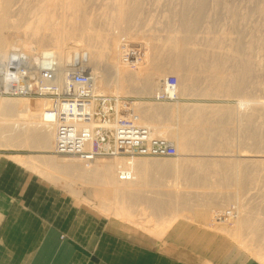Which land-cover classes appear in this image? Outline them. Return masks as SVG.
<instances>
[{
    "label": "bare ground",
    "instance_id": "6f19581e",
    "mask_svg": "<svg viewBox=\"0 0 264 264\" xmlns=\"http://www.w3.org/2000/svg\"><path fill=\"white\" fill-rule=\"evenodd\" d=\"M89 1L87 0L86 2H88V3L86 4L85 0H21V2H20V0L19 1L18 0H0V72H2L4 70V68H6L11 55H17V57L21 56V57L25 58V60L34 64V63H37V61L34 60V58H35L34 56L36 54L40 55V57H44V56H46V54L52 53L56 59L57 70H58L57 71V77H56L57 78L56 84L59 86H62V84L64 82V78L66 76V72H67V70H69L67 67L73 66L74 65L73 63H78L79 65L81 64L80 66H83L84 63L82 65V62L86 61L87 64H85V65H88L89 68L90 67L93 68V65L91 64V60L92 59L100 60L103 57V55H105V54H106V56H105L106 58L108 57L107 54L108 55L110 54V55H114L119 60L121 59V61H122V59L125 58V57H123L125 51H122V50L124 47H126V46H124L126 39L125 40L123 39V34H125L126 32H124V31L122 32V29L120 30L121 26L119 28V25L121 23L132 22V20L137 19L136 17H138L137 14H138L139 8L141 6L140 1L139 0H114V1L111 0L110 2L113 4L112 5L113 7L111 8L110 13L114 12L113 15H111L112 16L111 19L114 21L116 26L114 25L115 30L111 29L112 30L111 33L108 32L109 34H106L107 33L106 32L102 37L98 33V31L96 33L92 32L93 30L90 31L91 26H92L91 24H93V23H91L93 16L91 17L90 16L91 14L89 15V13H88L89 8L86 9V6L91 4L90 3L91 1L90 2ZM207 1L208 0H184V1L182 0V1H180V2H183V6L181 5L182 9H181L180 13L177 12L178 18L170 15L171 13L169 14V12L167 10L168 15L179 19V22H180L179 28H181L182 31L181 30L180 31L182 34L179 35V33L178 34L176 33L179 30L178 27L177 28L175 27V24H176L175 20L176 19L174 20L173 18L170 17L175 22V24L173 22L174 27H175V30H174V28H173V30L176 31V32H173V33H176L175 35H171L172 28L170 27V25L172 23H170V25H169V23L167 22L165 25L164 19L166 18L167 15L164 16L163 17V21H164L163 24L166 26V30H167L168 25H169V29L171 28V32L169 31L170 34L166 35L167 37L165 39L160 38V40H162V39H163V41L165 40V44L163 41H159V44L163 43L162 47H164L165 50L163 48L161 49L158 46V42H157L158 40L155 42H152L149 39L150 40L149 41L150 42L149 51H151V52L153 51V52L151 54H149L150 52L148 51L149 53L147 52V54H148L147 57L148 58H151V57H153V58L162 57L163 58L164 57L167 60L173 62L172 63L173 65L170 68H172L173 72L176 73L175 75H177V79H180L177 82H178V84L179 83L181 84V85L179 84V87L181 90L180 92H182V93H185V91L187 92L189 90L192 92L197 90V93L199 95H205V96L207 94L209 95V93L213 92V91L221 93V94H225L228 96L230 94H232V95L233 94H239L240 95V93L243 90L242 89L244 86L243 84L245 82V81L243 82V80L245 79L248 82L250 81V79L247 80L248 78L246 76H248L250 74V70L255 66V64L252 63V65H251V62H252L251 60H253V57H252L253 55L251 56L252 57L251 58V57H249L248 54L244 55L246 53L243 52L244 53L243 55L241 53V55L243 57L242 56L239 57L240 54H238V53L240 51L242 52V50H239V52H238V49H241L242 47H243V49L247 48V50L246 49L245 50L248 53V51H249L248 47L251 48L252 46H249L250 43H248V45L246 44L247 47L242 46L244 44L243 42H245V43H246V41L248 42V37H250L249 39H252L253 36H254V38L256 36L257 37L256 40H254V39L253 40H254V42L256 41V43H257L256 45H258V47L261 49L260 51H262L261 53H263V56H264V0H258L259 3H257L258 1L253 3L254 0L253 1L249 0V1H252L253 4L257 3L253 7L250 6V7H252V9H250L249 11L257 17V19L255 20V22L257 21L256 30L251 29L253 26L250 28V30H254V32L258 30L257 31L258 36L256 34L252 35L253 32L251 34L252 37L251 36L245 37V35H246L245 34L243 36L246 40L245 41L244 38H242L243 40L240 38V34L241 33H242V35L244 34L243 31L241 30V28H239L242 31V32L239 31L240 33H237L239 29L235 31V28H234L233 34H236V33H237V35L239 34L238 36H239L240 40L243 41L242 42L243 44L241 45L242 47H240V45H239V43L241 41L240 40L238 41V39H234L233 34L231 36L230 32L227 33V30L225 31L226 33L224 31L220 33V31H221V29H220V31H219L220 35L218 36L216 34L218 37H214V38L213 37L209 38V37L211 35L213 36V34H215L214 32L216 31V29L214 30L213 34L211 33V35H210V31H208L209 32L208 33L204 29L207 32L206 35L204 34V36H202L203 35L202 34L201 38L196 37L197 35L194 36L195 33L196 34L199 33V32H195V30H196L197 26L200 25L199 24L200 21H204L202 19V16L205 15V10H207L206 7H209L207 5ZM214 1H216V0H214ZM217 1H219V0H217ZM16 2L17 3L19 2L18 4L20 6L18 7V9L21 8L20 11L22 10L24 13L28 12L29 14L32 13L33 16L35 15V17L31 21H25L24 27L21 29V31L19 30V28H17L18 25H16V23L12 19H10L12 17L10 14H11L13 7L15 6ZM111 3H109L107 5L109 6ZM209 3H210V1H209ZM212 3H213V0H212ZM18 4H17V6H18ZM211 4H210V6H212ZM93 5H91V6L93 7ZM215 5H217V2H215ZM223 5H225V4H223ZM249 5H250V2H249ZM17 6H15V7L17 8ZM173 6H175V5H173ZM227 6L228 5L223 6L224 7L223 9H225V7H227ZM16 8L14 10H16ZM176 8H175V10H176ZM213 8L217 11L215 13H219V11H222L221 9H219V7H217L219 10H217L215 7H213ZM221 8H222V6H221ZM227 8L225 10L229 14ZM234 8H236V7H234ZM168 9H169V7H168ZM209 9H210V7H209ZM86 10H87V12H86ZM171 10H172V7H171ZM173 10H174V8H173ZM231 10L232 9H230V12L235 11L234 9H233V11H231ZM90 11H91V9H90ZM178 11H179V9H178ZM226 11H224V13H226ZM237 11L238 10H236L235 12H237ZM209 13H211V12H209ZM224 13H221V14H224ZM177 14H175V16H177ZM228 14H226V16H228ZM209 15L212 17L211 14H209ZM214 15H216V14L213 13V16ZM247 15H248V13H247ZM241 16H242V14H241ZM241 16H240V18H242ZM245 16L246 15H244V17ZM250 16H253V15H249L248 17H250ZM237 17H238V15H237ZM168 18L169 17H167V20H168ZM236 18H235V20H236ZM207 19L208 20L210 19L209 16ZM252 19H254V18H252ZM95 20H96V18H95ZM228 20L229 19H227V21ZM230 20H232L231 17H230ZM242 20H244V18ZM206 21L207 20L205 18L204 22H206ZM93 22H94V20H93ZM169 22H172V20H170ZM177 22H178V20H177ZM204 22H202V23L204 24ZM209 22H208V24H205L206 26L208 25L207 26L208 29H210ZM94 24H95V22H94ZM173 24H172V26H173ZM224 24H228V23H224ZM252 25L255 26L256 24L253 23ZM219 26H221V25H219ZM225 26L226 25H224V27ZM234 26H236V25L234 24L233 27ZM243 26H245V24L242 25V28H243ZM249 26H250V24H249ZM221 27H223V26H221ZM226 27L229 28L228 26H226ZM237 28H238V26H237ZM176 29H178V30H176ZM213 29L214 28L212 27V30ZM229 29L232 32V29L231 28H229ZM17 30H19V31H17ZM200 30L204 31L202 29H200ZM223 30H224V28H223ZM244 30H245V27H244ZM109 31H110V28H109ZM248 32H247V35L249 34ZM202 33H204V32H202ZM82 34L85 35L86 38L88 39V40L86 39L88 44H90L89 42L96 41V42H94V43H97L96 47L92 46V48L91 47L89 48V46L87 47V45H86L87 48L81 47L80 44L83 41V40L81 41V39H83V38H80V35H82ZM126 35L127 34H125V36ZM207 35H210V36H207ZM164 36H165V34H164ZM199 39H201L202 43L204 42L203 45H202V43H197V40H198V42L200 41ZM249 42H250V40H249ZM251 42L254 44L253 41H251ZM126 43H128V42H126ZM206 43H207V45H206ZM253 44H251V45H253ZM67 45H70V46H67ZM258 47H256V48H258ZM82 50H84V51H82ZM121 51L124 53H120ZM250 51L252 52L251 49H250ZM144 54H145V52H144ZM251 54H253V52ZM255 55H256V53H255ZM125 56L127 57V55H125ZM249 58H251V59H249ZM231 60H235V61L237 60L238 64L236 61L237 65H235V61H234V65L236 67V68H234L235 70L232 72L230 71L231 76H229L230 74L225 75L226 64L228 61L231 62ZM253 62L256 63V61H253ZM184 63L188 64L189 65L188 67H192L194 65H195L194 67H198L197 69H198V72L200 75L199 77L204 76V79L206 77V81H208V82H206L207 84L205 83L206 85L204 87H202V86L198 87V84H197L198 88H196L195 84L198 83V81H197L196 77H193L194 75L191 77L188 76L189 77L188 78V84H185V81L187 78L186 77V71L188 70V72H189V69H192L193 67L188 69L186 66H184ZM231 63H233V62H231ZM231 65H233V64H231ZM256 65H257V66H255L256 69L258 68L257 72L260 71L259 73L260 74L262 73L263 78H264V57L262 60L258 61ZM96 67H97V64H96ZM96 67L93 69H96ZM142 70L143 69H141V71ZM227 70H228V68H227ZM252 71H253V69H252ZM192 74H194V73H192ZM90 75L92 76L93 81H94L93 91H94V94L97 96L99 93V88H102L103 86H102V84H101L102 87L99 85V82H98V78H99L98 75L99 74H96V72L92 71V73H90ZM161 77L163 79L165 78L164 76H161ZM101 78H99V79H101ZM131 78H133V77H131ZM147 80H149L148 88L144 89L145 92L147 91L149 93H152V91H153L154 96L156 94H159V91H160L159 87H160L161 81L163 82L165 79L164 80L159 79V80L155 81V79L153 78V79H147ZM100 83H101V81H100ZM199 84H201V83H199ZM245 85H246V83H245ZM142 87H145V86H142ZM244 88H245V86H244ZM139 89H141V88H139ZM258 89H259V86H258ZM256 90H257V88H256ZM125 93H127V92H125ZM182 93H180V94L182 96H184ZM188 93H186V94H188ZM177 94H179V93L177 92ZM180 94L178 97L181 96ZM205 96H203V97H205ZM191 97H194V96H191ZM254 97H255V95H254ZM1 98H4V99L0 100V108L2 110L1 112L4 113L5 115H3V117L0 118V130H1L0 134H1V138L4 139V142L9 143L8 145L5 143V145L15 148V143H16V146L23 144L24 146H27V148H32V149L33 148H39V149L51 148L50 144H51V141L53 140V131H52V128H50L51 125L49 126V125L43 124V123L41 125L40 124H34V123L27 122L25 119L27 118V115H26L27 113H36L37 114V112H39L43 109H46V108L49 109V107H51V106L54 109L53 103L51 102V101L54 102V100L49 99V98H39V99H30L28 101L27 98H5V97H1ZM18 100H23V101H18ZM255 100L249 99L248 97L247 98L244 97V98H242V101L239 100V104H237L238 105L237 109L236 108L228 109L229 108L228 106L226 109L225 108L224 109L223 108L222 109L221 108H214V107L213 108L212 107H210V108L209 107H203L204 105L203 106H200V105H192V106L183 105V106H180L178 108L179 121H177V123H178L177 124V126H178L177 130L179 133V134H177L178 135V137H177L178 138V146H177L178 151L177 152H178V155L181 154L183 156H181V157L179 156L180 158L175 157L176 159L175 160L173 159V161L172 160L170 161V159H163L162 160V158L159 159L160 161L154 160V159H149V158L126 159V158H121V157H114L111 155H110V158L100 156V157H98V159L93 158V160H91V158H92L91 157L90 160H82V161L81 160L80 161L75 160L74 158H73L74 160H66L65 157H63V158L62 157L61 158L56 157V159H54L52 157L53 158L52 159V158L43 157V156L42 157L41 156L26 157V156H20V155H14V156L10 155L9 158L19 162L21 165L29 168L30 170L36 171V173L38 175L43 176V177L45 175L47 176V171L49 173H52V172L56 173L59 177H55L54 178L55 180H61L62 181V179H64L63 181L69 184L68 187L74 191L76 196L83 198V200H85V201H91L92 204H96V208L100 209L102 212L107 214V216L112 215L113 218L115 216V217L121 218L122 221L126 220L127 223L129 222L130 224L135 225L138 228H140V231L144 230V232H146L145 234H150V235L155 234L160 239L163 237V235H166V233L169 232L168 231L169 228L172 227L175 220H177L176 218H178V216L180 214L187 215L185 213V211L189 212V210H192L193 207L198 206V207H200V210L197 209L198 212H196V215L194 216V217H197L196 219H198V220H195L196 222L201 223L202 226L205 225L206 227H211V228L215 229L216 231H219L223 234H227L230 238L236 240V242H238V244H240L245 250L250 252L251 255L253 256L254 260L257 262V264H264V218H262V216H261V218H257V217H260L259 215L257 217L255 215L252 216L251 208L250 207L248 208L249 204L243 198L245 196L243 194H247L244 192V189H246L244 187L245 181L249 177L247 175L248 174L247 169L251 168V166H252V168L255 169V171H254V169L252 171H254V172L260 171V174L262 173V176H263V177L262 176H260V177L264 178V155H262L263 153L261 154L262 156L260 155L262 157L261 159H245L246 157H249V158L250 157H256L257 158V156H255V155H257L256 152H258V150L256 152L252 151L253 153H255V155H254L252 152L249 153L250 151L246 150V148H245V150L247 152H245V150H244L243 152L240 151L241 153L239 152L235 155H232L233 154L232 151H234V150H232V148H231L232 154L226 155L229 152L230 148H229V150H227V148H226V150L224 151V147H227L228 144H231L233 142H231V143L227 142L228 143V144H226L227 146L224 145L225 143L223 144L224 146L220 145V150L223 147L222 150L224 152H227V153H224L225 155L223 154V151L222 152L219 151V147H218L219 143H221V141H222V143L225 141L224 138L222 140V137H225L227 140L226 134H224L225 133V131H224L225 125H223V122L225 124V121H223L224 119L229 120L230 118L232 119L233 117L236 119L238 118L239 120L237 119V123L239 122L238 124H240L241 119L244 118L243 116H247V114H246L247 112L244 113L246 115H244V114H242L243 116L240 115L242 112H244V111L239 112L241 109L247 110L250 106H252L253 104H256V105H260L261 107H263V108H259L260 107L259 106L258 107L259 111L261 109H262V111L264 110V100L263 99L258 100V101H255ZM121 106H123L122 107L123 111H126V112L124 113L121 110V112L124 114L119 113L116 116L122 117V118L137 117L136 118V125H138V126L144 125V122H146L147 119L143 118L145 115L143 111L142 112L138 111V105L133 103V105L122 104ZM253 106H252V108H255V105H253ZM169 108H170V106L167 104L149 105L148 106V116L146 115L145 118H148V122H149L150 118L155 119V121L156 120L158 121L159 116H166V117L170 116L171 117L172 116V110H170ZM252 108H249V110L251 112L248 114L253 113V111L256 113L255 109L251 110ZM98 109H100V104H99V99L96 98V100L94 102V113ZM259 111L257 113H259ZM23 113H25V115ZM257 113L254 114L253 116L257 115V117H258L259 114H257ZM260 113H261V111H260ZM262 114L264 115V111H263V113H261L260 116H262ZM217 116H218L219 120H221V118L223 117V119L221 120L223 126L219 125V123L221 121H219L218 119H217L219 121L217 123L218 126H215L214 124H209L210 121H209V123L207 121H206L207 123H205V121H201L204 118H210V117L211 118L212 117L217 118ZM239 116H242L243 118H241ZM253 116L251 114L252 118H253ZM219 117H221V118H219ZM247 117H249V119H252L249 115ZM215 118H213L214 121H215ZM213 119H211V120H213ZM247 119L248 118H246V119L244 118V120H246V121H247ZM255 119H256V117H254V121H255ZM261 119H262V117H261ZM204 120H207V119H204ZM230 120L228 122H232ZM233 120H235V119H233ZM262 120H264V119H262ZM249 121H250V126L252 124H254V121L252 123H251L252 120H249ZM259 121L260 120H258V121L256 120L255 122H259ZM170 122H172V121H170ZM170 122L167 121L166 123L169 124ZM233 122H232V124H233ZM243 122H245V121H242V123ZM214 123L216 124V122H214ZM245 123H247V122H245ZM260 123L261 122H259V124L256 123L254 125H258V127H259ZM49 124H50V122H49ZM159 124L161 125V123H159ZM159 124L157 123V125H159ZM226 124H227V121H226ZM244 124L241 125L240 128H242V126H244ZM162 125H164V124H162ZM261 125H264V124L262 123ZM228 126H230V125H228ZM245 126H244V128H246ZM248 126H249V124H248ZM248 126H247V128H248ZM158 127H160V126H157V128ZM254 127H252V128L254 129ZM258 127H257V129H258ZM172 128L168 127L167 129L159 130V129H155L152 127L150 129H148V132L150 134V138H161L167 142H171L175 148V145H174L175 142L173 143V139H175L174 138V136H175L174 130L175 129L173 128V130H172ZM229 128L228 129L226 128V130L228 131ZM250 128H248V129H250ZM260 128L264 130L263 126L262 127L260 126ZM248 129L246 131H248ZM242 130L240 133H242ZM251 130L252 129H250L249 132H247V133L244 132V130H243V134L246 133L248 136L249 135L250 136L256 135V134L251 135V132H253ZM259 130L260 129H258V131L254 130L257 132V135H259V138L257 135L254 136L255 144L251 143L253 146L257 145V143H259L260 140H262V142L264 141V139H262V136L264 138V134H263L264 132H263V130H260L263 133L260 132L261 134H259L258 133ZM223 131H224V133H223ZM256 132H254V133H256ZM248 133H250V134H248ZM223 134L225 136L220 137V140H221L220 142H219V139H218V141H217V139L215 140V142L213 141V139L216 136H221ZM231 134H230V136H231ZM260 135H262V136H260ZM239 137H240V135H239ZM245 137H246V135H245ZM245 137H242V138L243 139L249 138V137H246V138ZM228 139H230V137H228ZM248 140H250V139H247L246 141H248ZM227 141H229V140H227ZM250 141H253V140H250ZM250 141H248V142H250ZM1 142H2V140H1ZM217 142H218V145H216V146L218 147L217 148L218 153L220 152L222 154H218L217 150H215L216 146L213 144L214 143L217 144ZM241 144H243V143L241 142ZM245 144H246L245 146L247 147L250 143L248 145H247V143H245ZM251 144L249 146H252ZM0 146H3V145H0ZM212 146L213 147L215 146L214 149H211ZM253 146L251 148H254ZM261 146H262V144H261ZM228 147H230V146H228ZM257 147L259 148L258 145H257ZM22 148H25V147H22ZM104 150H107V151L109 150L108 151L109 153L107 152V154H111L113 149L110 147H108V148L106 147ZM175 150H176V148H175ZM249 150H250V147H249ZM259 150H260V148H259ZM104 154H106V153H104ZM178 155H177V157H178ZM184 156H186V157H184ZM202 156H207V157H211V158L208 159L206 157L207 158L206 159V158H203ZM69 159H70V157H69ZM250 170H249V172H250ZM120 174L125 175V177H124L125 179H123V178L120 179L119 178ZM219 174L221 175V177H219L220 181L215 180L214 177L220 176ZM258 174H259V172H258ZM260 177H258V178H260ZM254 178H256V176ZM258 178L255 179L256 180L255 184L259 182ZM250 180H251V178L249 179V181ZM246 182H248V181H246ZM213 183L214 184L216 183L217 185H223V186L220 187V186L215 185V190L217 188H219V190H217L216 193H213L215 191L214 189H211L212 188L211 184H213ZM226 184H231V186L225 187ZM232 184H234V186ZM252 184L250 186H252ZM259 184H257V185L259 186ZM257 185H254V186H257ZM263 185H264V183L260 184L261 187ZM231 187H234V188H231ZM227 188H229L230 191H228ZM247 188H250V187H247ZM254 188H256V187H254ZM258 188L255 189L256 191H254V193H256L257 190H259ZM251 190H252V188H251ZM259 191H261V190H259ZM262 191L264 192V189H262ZM248 192H250V190ZM260 194L259 195L261 197L263 196V198H264V193L262 194V192H260ZM251 197H253V195ZM248 198H250V197L248 196ZM253 198H255V197H253ZM254 200L256 202H254ZM254 200H252V201L256 204L257 200L256 199H254ZM228 201H231L233 203L230 206L227 205L228 209L230 207L234 208V212L231 214V217H230V219H231L230 223L221 221L219 219V216L217 215V213L214 214L213 209H212L213 215H212V213H211L212 216L210 215V211H211L210 207L211 206L212 207H217V206L220 207V206L226 204ZM250 201H251V199H250ZM191 202H196L197 204H190ZM247 204H248V206H247ZM262 204L264 206V203H262ZM137 206L142 207L141 211L139 210L140 212H137V211L134 212V210L133 211L131 210V208H133V207L135 208ZM198 207H195V208H198ZM218 207H217V209L221 210ZM226 209L224 208V210H226ZM215 210H216V208H215ZM224 210H221L219 213L223 212ZM253 214H255V213H253ZM183 217L186 218L185 216H183ZM146 218H148V219L146 220ZM151 218L153 219V223H151L152 222ZM208 218H209V220H208ZM186 219L189 220V218H186ZM149 224H150V226H152V228H150L148 226ZM227 225H230V226L228 227ZM182 230L185 231L186 230L185 227H181V228L179 227V229L173 230V235L175 237H176V235H180L181 232H183ZM243 235H247L248 237H250L249 241H247V244L249 243L250 245H247L246 242H245L246 245H243V239H242ZM157 237L156 238L153 237V238L157 239ZM205 241H207L205 239V237H200L198 240V244L200 245L201 243H203Z\"/></svg>",
    "mask_w": 264,
    "mask_h": 264
},
{
    "label": "rangeland",
    "instance_id": "374dc122",
    "mask_svg": "<svg viewBox=\"0 0 264 264\" xmlns=\"http://www.w3.org/2000/svg\"><path fill=\"white\" fill-rule=\"evenodd\" d=\"M19 1V0H18ZM87 0H85V2H86ZM89 1V0H88ZM91 1V2H90ZM89 2L91 3H89L90 5H87L86 6V9L87 8H89L88 9V13H89V15L92 17V22L91 23H93L94 24V22H95V24L93 25V24H91L92 26H91V30L90 31H92V32H94V33H96L97 31H98V33L101 35V37L106 33V34H109V33H111L112 32V30L111 29H114L115 30V23H114V21L111 19L112 18V16L111 15H113V13L114 12H112V13H110L111 12V8L113 7L112 5V3L110 2L111 0H90ZM96 1V2H95ZM114 1V0H113ZM112 1V2H113ZM140 1V8L142 9H140L139 8V12H138V14H137V16L138 17H136L137 19H135V20H132V22H125V23H121L120 25H119V28H120V26H121V28H120V30L122 29V32L124 31V32H126L125 34H127L126 36H125V34H123L122 32V34H123V39L125 40L126 39V41H125V45L124 46H126V47H124L123 48V50L122 51H125V53L124 52H120V53H124V55H123V57H125L124 59H122V61H121V59L119 60L117 57H115L114 55H108L107 54V58L105 57L106 56V54L105 55H103V57L100 59V60H96V59H92L91 60V64L93 65V68H95L96 67V64H97V67H96V69H93L92 67H90L89 68V66L88 65H85V64H87L86 63V61H84V62H82V65H83V63H84V67L85 68H87V70L90 72V73H92V71L93 72H96V74H99L98 76H99V78H101V79H99L98 78V82H99V85L101 86V84H102V88H99V93H98V95H97V99H99V104H100V109H98L95 113H94V119L95 120H97V121H100V120H104V119H110V118H114V116L115 115H117V114H119V113H121V114H124L126 111H123V106H121L122 104H125V105H129V104H131V105H133V103L134 104H136V105H138V111H140V112H144V119H147L146 120V122H144V125H143V127H146L147 129H150V128H155V129H159V130H164V129H167L168 127L169 128H174L175 130H174V132H175V136H174V138L175 139H173V143H174V145H175V148H176V155L175 156H173V157H165V158H162V160L163 159H170V161L172 160L173 161V159L175 160L176 158H180L181 156H183V155H181V154H179L178 155V150H177V146H178V135L177 134H179L178 133V126H177V121H179V118H178V108L180 107V106H183V105H189V106H192V105H200V106H203V107H214V108H227V106L229 107L228 109H233V108H238V105L237 104H239V100H241L242 101V98H249V99H252V100H255V101H258V100H264V78H263V75H262V73L260 74L259 72H257V70H258V68L256 69V67L255 66H257L256 64H257V62L258 61H260V60H262L263 59V53H261L262 51H260L261 49L258 47V45H256L257 43H256V41L254 42V40H256V36H255V38H254V36H253V38L252 39H249L250 37H248V42L245 40V38L243 37L245 34V37L246 36H251L252 37V35H254V34H258V30L257 31H255L254 32V30H256V26H257V21L255 22V20L257 19V17L253 14V13H251L249 10L250 9H252V7L255 5V4H257V3H259V1L258 0H252L253 1V3L254 2H256V1H258L257 3H255V4H253L252 3V1H249V0H219V1H214L213 0V3H212V0H208L207 1V5L210 7V9L212 10H210L209 9V7H206V9L207 10H205V15H203L202 16V19L205 21V18H206V22H204V21H200V25H198L197 26V28H196V30H195V32H199L198 34L200 35H198V34H194V36H196V37H198V38H201L202 36H204V34L206 35V33L208 32V31H210V35H211V33L213 34V32H214V30L216 29V31L214 32L215 34H213V36L211 35H207V36H210L209 38H211V37H218L219 35H220V33L221 32H225L226 30H227V33L228 32H230V34H231V36H232V34L234 33V28H235V31L236 30H238L239 28H241V30L243 31V35H242V33L240 34V38L242 39V38H244V40L246 41V43L245 42H243L242 40H240V38H239V34L237 35V33H240V32H242L240 29L238 30V32L236 33V34H233V36H234V39H238V41L240 40L241 42V44L239 43V45H240V47H242V46H246L247 47V45H248V43H250L249 44V46H252L251 48L250 47H248L249 48V51H248V53H247V48H244L243 49V47L241 48V49H238V52H239V50H242V52L240 51L238 54H240V56L239 57H241L244 53L243 52H245L246 54H244V55H249V57H251L252 55V57H253V60H251L252 62H251V65H252V63L253 64H255V66L252 68L253 69V71H252V69L250 70V74L252 75H248V76H246L245 78L247 79V80H249L250 79V81L248 82V81H246L245 79L243 80V82H244V86H245V88H244V86H243V90H242V92L240 93V95L239 94H230L229 96L228 95H225V94H221V93H218V92H215V91H213V92H210L209 93V95L207 94L206 96L205 95H199L198 93H197V90H195V91H185V93H182V92H180L181 90H180V87H179V84H178V82H177V90L175 91V93H176V100L175 101H172V102H162V101H156L155 100V96H157L158 94H156L155 96L153 95V91H152V93H149V92H145V88H148V82H149V80H147V79H155V81L156 80H159V79H162V80H164L166 77H168V76H174L176 79H177V75H175L176 73L175 72H173V69L172 68H170V67H172V61H169V60H167L166 58H162V57H158V58H153V57H151V58H148L147 56H148V54H147V52L149 51V46H150V40L152 41V42H155V41H157L158 42V46L162 49H164L165 50V48L164 47H162L163 46V43H161V44H159V41H163V39H165L167 36L166 35H169L170 33H169V31L171 32V28H172V33H171V35H175L176 33L178 34L179 33V35H181L182 33H181V28H179L180 27V22H179V19H177L178 18V14H177V12L178 13H180V11H181V9H182V6H183V2H180V1H182V0H139ZM177 1V2H176ZM184 1V0H183ZM209 1H210V3H209ZM222 1V2H221ZM231 1V2H230ZM242 1V2H241ZM20 2H21V0H20ZM94 2V3H93ZM98 2V3H97ZM111 3L109 6L107 5V4H109V3ZM215 2H217V5H215ZM249 2H250V5H249ZM17 3V2H16ZM15 3V6H17V4L19 3H17L16 4ZM88 2H86V4H87ZM95 5H93V4ZM167 3V4H166ZM176 3V4H175ZM182 3V4H181ZM212 3V4H211ZM220 3V4H219ZM222 3V4H221ZM253 5H252V4ZM21 4V3H20ZM102 4V5H101ZM210 4L212 5V6H210ZM223 4H225V5H228L227 7H225V9L227 8V10H228V12H229V14L227 13V11L225 10V9H223L224 7L223 6H225V5H223ZM232 4V5H231ZM91 5H93V7L91 6ZM154 5V6H153ZM157 5V6H156ZM173 5H175V6H173ZM179 5V6H178ZM182 5V6H181ZM215 5V6H214ZM13 7V10H12V12H11V18L10 19H12L15 23H16V25H18V27L17 28H19V30L21 31V29L24 27V24H25V21H31L34 17H35V15L33 16L32 15V13L31 14H29L28 12H26V13H24L22 10L20 11V9L21 8H19L18 9V7L20 6L19 4H18V6H17V8L16 7ZM90 6V7H89ZM105 6V7H104ZM160 6V7H159ZM178 6V7H177ZM181 6V7H180ZM221 6H222V8H221ZM232 8H231V7ZM250 6H252V7H250ZM98 7V8H97ZM104 7V8H103ZM110 9H108V8ZM145 9H144V8ZM168 7H169V9H168ZM171 7H172V10H171ZM177 7V8H176ZM212 7V8H211ZM213 7H215L217 10H219V9H221L222 11H219V13H215V12H217ZM217 7H219V9L217 8ZM234 7H236V8H234ZM250 7V8H249ZM16 8V10H14ZM156 8V9H155ZM173 8H174V10H173ZM175 8H176V10H175ZM20 11H18V10ZM90 9H91V11H90ZM103 9V10H102ZM105 9V10H104ZM178 9H179V11H178ZM230 9H232L231 11H233V9L236 11V10H238L237 12H230ZM113 10V9H112ZM147 10V11H146ZM165 10V11H164ZM167 10H168V12H169V14L170 15H172V16H174V17H177V18H174V17H172V16H170V15H168V12H167ZM211 12V13H209V12ZM214 11V12H213ZM224 11H226V13H224ZM252 11V10H251ZM86 12H87V10H86ZM142 12V13H141ZM211 14L212 15V17L208 14ZM239 12V13H238ZM250 12V13H249ZM253 12V11H252ZM13 13V14H12ZM99 15H98V14ZM208 15H207V14ZM213 13L214 14H216V15H214L213 16ZM221 13H224V14H221ZM233 13V14H232ZM247 13H248V15H247ZM15 14V15H14ZM145 14V15H144ZM174 14V15H173ZM175 14H177V16H175ZM219 14V15H218ZM226 14H228V16H226ZM240 14V15H239ZM241 14H242V16H241ZM31 15V16H30ZM167 15V16H166ZM207 15V16H206ZM231 15V16H230ZM237 15H238V17H237ZM244 15H246L245 17H244ZM249 15H253V16H250V17H248ZM164 16H166V18L164 19V21H163V17ZM208 16H209V20L207 19L208 18ZM231 17V19L232 20H230V17ZM240 16L242 17V18H240ZM21 17V18H20ZM167 17H169L168 18V20H167ZM173 18L175 21H176V24H175V22L173 21V19H171V18ZM226 17V18H225ZM229 17V18H228ZM237 17V18H236ZM29 18V19H28ZM95 18H96V20H95ZM214 20H213V19ZM235 18H236V20H235ZM240 18V19H239ZM244 18V20H242ZM247 18V19H246ZM252 18H254V19H252ZM201 19V20H202ZM212 19V20H211ZM227 19H229L228 21H227ZM238 19V20H237ZM93 20H94V22H93ZM158 20V21H157ZM170 20H172V22H169ZM177 20H178V22H177ZM240 20V21H239ZM253 20V21H252ZM100 21V22H99ZM211 23H210V22ZM213 21V22H212ZM233 23H231V22ZM235 21V22H234ZM239 23H238V22ZM252 21V22H251ZM97 22V23H96ZM114 24H113V23ZM163 22L165 23V25H166V23L168 22L169 23V25H170V23H172L173 24V22H174V24H175V27L177 28L178 27V29H176V30H178V32H176V31H174L175 30V27H174V24H173V26H172V24L170 25V29H169V25L167 26V30H166V26L163 24ZM202 22H204V24L202 23ZM208 22H209V27H210V29H208V25L206 26L205 24H208ZM217 22V23H216ZM241 22V23H240ZM246 22V23H245ZM250 22V23H249ZM19 23V24H18ZM202 23V24H201ZM224 23H228V24H224ZM253 23H255L256 25L254 26V25H252ZM113 24V25H112ZM125 24V25H124ZM159 24V25H158ZM221 25V26H223V27H221V26H219V25ZM236 25V26H234L233 27V25ZM241 26H240V25ZM243 24H245V26H243V28H242V25ZM247 24V25H246ZM249 24H250V26H249ZM115 25V26H114ZM164 25V26H163ZM213 25V26H212ZM224 25H226V26H228L229 28H231L232 29V32L230 31V29L229 28H227L226 26L224 27ZM22 26V27H21ZM94 26V27H93ZM129 26V27H128ZM160 26V27H159ZM204 26V27H203ZM237 26H238V28H237ZM253 26V27H252ZM21 27V28H20ZM112 27V28H111ZM212 27L214 28L213 30H212ZM221 27V28H220ZM244 27H245V30H244ZM252 27V28H251ZM255 27V28H254ZM109 28H110V31H109ZM150 28V29H149ZM173 28H174V30H173ZM218 28V29H217ZM223 28H224V30H223ZM226 28V29H225ZM237 28V29H236ZM248 28V29H247ZM250 28L251 29H254V30H250ZM95 29V30H94ZM164 29V30H163ZM200 29H202V30H204V31H201ZM208 29V30H207ZM220 29H221V31H220ZM19 30H17V31H19ZM113 30V31H114ZM166 30V31H165ZM181 30V31H180ZM229 30V31H228ZM201 31V32H200ZM219 31H220V33H219ZM240 31V32H239ZM249 31V32H248ZM251 31V32H250ZM109 32V33H108ZM165 32V33H164ZM168 32V33H167ZM173 32H176V33H173ZM202 32H204V33H202ZM218 32V33H217ZM247 32L249 33L248 35H247ZM252 32H253V34H252ZM209 33V32H208ZM226 33V32H225ZM164 34H165V36H164ZM203 34V35H202ZM218 36H217V35ZM229 34V35H230ZM252 34V35H251ZM153 35V36H152ZM202 35V36H201ZM216 35V36H215ZM238 37H237V36ZM149 36V37H148ZM163 36V37H162ZM258 36V35H257ZM125 37V38H124ZM236 37V38H235ZM80 38H83V39H81V41H82V43L80 44V46L81 47H83V48H87L88 46H89V48L91 47L92 48V46H94V47H96V45H97V43H94V42H96V41H94V42H89L90 44H88V42H87V38H86V36L85 35H80ZM158 38V39H157ZM160 38H163L162 40H160ZM233 38V37H232ZM87 39V40H86ZM150 39V40H149ZM153 39V40H152ZM156 39V40H155ZM254 39V40H253ZM94 40V39H93ZM200 41L198 42V40H197V43H202V41H201V39H199ZM249 40H250V42H249ZM251 41H253L254 42V44L251 42ZM126 42H128V43H126ZM164 42V44H165V40L163 41ZM244 44H243V43ZM87 43V44H86ZM204 44V42L202 43V45ZM243 44V45H242ZM247 44V45H246ZM251 44H253V45H251ZM86 45H87V47H86ZM91 45V46H90ZM161 45V46H160ZM206 45H207V43H206ZM242 45V46H241ZM67 46H70V45H67ZM256 47H258V48H256ZM127 48V49H126ZM145 48V49H144ZM253 48V49H252ZM246 49V50H245ZM250 49L252 50V52H253V54H251L252 52L250 51ZM259 49V50H258ZM244 50V51H243ZM255 52H254V51ZM82 51H84V50H82ZM81 51V52H82ZM144 52H145V54H144ZM150 52V53H149ZM148 53L149 54H151L152 52L151 51H149ZM260 52V53H259ZM241 53H242V55H241ZM255 53H256V55H255ZM11 54V53H10ZM147 54V55H146ZM260 54V55H259ZM125 55H127V57L125 56ZM145 58H144V57ZM35 58H34V60L35 61H38L39 59L38 58H40V55H38V54H36L35 56H34ZM105 57V58H104ZM148 59H147V58ZM243 57V56H242ZM251 57V58H252ZM257 57V58H256ZM105 60H104V59ZM251 58H249V59H251ZM118 59V60H117ZM166 59V60H165ZM114 62H113V61ZM239 60V59H238ZM98 61V62H97ZM102 61V62H101ZM234 61L235 60H231V62H233V63H231L230 61H228L227 62V64H226V70H225V75H228V74H230L229 76H231V73H230V71L232 72V71H234L235 69L234 68H236L235 67V65H237L238 64V61H237V64H236V61H235V65H234ZM253 61H256V63H254ZM101 62V63H100ZM116 62V63H115ZM121 62V63H120ZM166 62V63H165ZM119 63V64H118ZM124 63V64H123ZM142 63V64H141ZM74 64V63H73ZM231 64H233V65H231ZM79 65V64H78ZM81 65V64H80ZM91 65V66H92ZM143 65V66H142ZM231 65V66H230ZM95 66V67H94ZM184 66H186L188 69L189 68H192V69H189V72H188V70L186 71V81H185V84H188V78L189 77H191V76H193V77H196L197 78V81H198V83H196L195 85H196V88H198V87H200V86H202V87H204L207 83L206 82H208V81H206V77H205V79H204V76L202 77H199L200 75H199V72H198V67H194V66H192V67H188L189 65L188 64H186V63H184ZM228 66V67H227ZM118 67V68H117ZM121 69H120V68ZM135 67V68H134ZM142 67V68H141ZM230 67V68H229ZM170 68V69H169ZM227 68H228V70H227ZM232 68V69H231ZM130 71H129V70ZM139 69V70H138ZM141 69H143L142 71H141ZM158 69V70H157ZM92 70V71H91ZM98 70V71H97ZM119 70V71H118ZM125 70V71H124ZM192 70V71H191ZM252 71V72H251ZM100 72V73H99ZM122 72V73H121ZM191 72V73H190ZM229 72V73H228ZM171 73V74H170ZM192 73H194V74H192ZM256 73V74H255ZM191 74V75H190ZM129 75V76H128ZM257 75V76H256ZM101 76V77H100ZM127 78H126V77ZM160 76V77H159ZM161 76H164L165 78L163 79ZM189 76V77H188ZM105 79H104V78ZM131 77H133V78H131ZM152 77V78H151ZM199 77V78H198ZM253 77V78H252ZM261 77V78H260ZM118 78V79H117ZM159 78V79H158ZM263 78V79H262ZM139 79V80H138ZM252 79V80H251ZM256 81H255V80ZM101 81V83H100V81ZM145 80V81H144ZM178 80H180V79H177V81ZM205 81V82H204ZM252 81V82H251ZM261 81V82H260ZM97 82V83H98ZM125 82V83H124ZM142 82V83H141ZM180 82V81H179ZM248 82V83H247ZM161 83H162V81H161ZM199 83H201V84H199ZM206 83V84H205ZM245 83H246V85H245ZM129 84V85H128ZM197 84H198V87H197ZM115 85V86H114ZM126 85V86H125ZM145 86V87H142V86ZM181 85V84H180ZM117 86V87H116ZM122 86V87H121ZM128 86V87H127ZM147 86V87H146ZM258 86H259V89H258ZM121 89H120V88ZM127 87V88H126ZM249 87V88H248ZM138 88V89H137ZM139 88H141V89H139ZM256 88H257V90H256ZM114 89V90H113ZM117 89V90H116ZM252 89V90H251ZM254 89V90H253ZM131 90V91H130ZM250 90V91H249ZM119 92V93H118ZM125 92H127V93H125ZM135 92V93H134ZM177 92L180 94V93H182L184 96H182L181 94V96L180 97H178L179 96V94H177ZM189 92V93H188ZM192 92V93H191ZM138 93V94H137ZM186 93H188V94H186ZM253 93V94H252ZM137 94V95H136ZM140 94V95H139ZM190 94V95H189ZM188 97H187V96ZM196 95V96H195ZM240 97H239V96ZM254 95H255V97H254ZM191 96H194V97H191ZM199 96V97H198ZM203 96H205V97H203ZM214 98H213V97ZM220 96V97H219ZM243 96V97H242ZM1 98V97H0ZM239 98V99H238ZM2 99H4V98H1L0 100H2ZM30 99H37V98H27V100L29 101ZM39 99V98H38ZM26 100V101H27ZM18 101H23V100H18ZM238 101V102H237ZM52 103H53V106H54V109H53V107L51 106V107H49V109L48 108H46V109H43V110H41V111H39V112H37V114L36 113H27L26 115H27V118L25 119L27 122H30V123H34V124H47V125H51V127L50 128H52V131H53V125L51 124L52 122V118H53V116H54V114H55V109H56V103L55 102H53V101H51ZM167 104V105H169L170 106V110H172V116L170 117V116H159V119H158V121L156 120L155 121V119H152V118H150V121L148 122V118H145V116L147 115L148 116V106L149 105H156V104ZM146 105V106H145ZM253 105H255V108H252V106ZM252 106H250L249 108H252L251 110H256V113L259 111V108H263V107H261L260 105H256V104H253ZM119 106V107H118ZM260 106V107H259ZM254 107V106H253ZM259 107V108H258ZM247 108V107H246ZM249 108L246 110V109H244V110H240L239 112H241V111H244V112H242L240 115H242V114H244V113H246L247 114V116L249 115L250 117H251V114H252V116L254 115V114H256L254 111H253V113H251V114H248V113H250L251 111L249 110ZM120 110V111H119ZM121 110H122V112H124V113H122L121 112ZM246 110V111H245ZM249 110V111H248ZM258 110V111H257ZM2 110H1V108H0V118L1 117H3V115H5L4 113H2L1 112ZM261 111V113H263V111H262V109L260 110ZM260 111H259V113H257V114H259V116L257 117V115L256 116H253V118L252 119H249V117H247V116H243L245 119L246 118H248L247 119V121L246 120H244V118L242 117V116H239V117H241V118H243V119H241V122H240V124H238L237 123V119L236 118H230L229 120L230 121H234L233 122V124H232V122H228L229 120L227 119V120H223V121H225V124H224V122H223V125H225L224 126V131H225V133H224V131H223V133L224 134H226V137H227V140H229V141H227L226 140V138L225 137H222V136H225L224 134L223 135H221V136H216L214 139H213V141L215 142V140L217 139V141H218V139H219V142L221 141L220 140V137H222V140H223V138L225 139V141L222 143V141H221V143H219V151H223L222 150V148H221V150H220V145H222V146H227L226 144H228V143H231V142H233V143H231V144H228V146H230V147H224V151L226 150V148H227V150H229V148H230V150H229V152L227 153V152H224L223 151V154L224 153H227L226 155H231L232 153V155H235V154H237V153H239L240 151L241 152H243L244 150H245V148H246V150H248V151H250L249 153H251L252 151L253 152H256L257 150H258V152H256L257 153V155H255V153H253L255 156H257V158L256 157H246L245 159H261L262 157V155H264V141L262 142V140H260V144L259 143H257V145L259 146V148H260V150H259V148L257 147V145H255V146H253L252 144L254 143L255 144V141H254V136H256L257 135V132L256 131H258V129H260V130H263V129H261L260 128V126L262 127L263 126V128H264V125H261L262 123L264 124V120H262V119H264V115L262 114V116H260L261 115V113H260ZM112 112V113H111ZM24 115H25V113H23ZM112 114V115H111ZM246 114H244V115H246ZM254 117H256V119H255V121L257 120H260L259 122H261L260 123V126L258 127V125H254V124H259V122H255L254 121ZM260 117V118H259ZM261 117H262V119H261ZM213 118H215V117H210V118H204V119H207V120H201V121H205V123H209V121H210V123L209 124H214L215 126H218V122L219 121H221L222 119H223V117L221 118V117H219V118H221V120H219L218 119V116H217V118H215V121H214V119ZM152 119V120H151ZM211 119H213V120H211ZM219 121H218V120ZM233 119H235V120H233ZM217 120V121H216ZM239 120V119H238ZM249 120H252L251 121V123L254 121V124H252L251 126H250V121ZM262 120V121H261ZM165 121V122H164ZM167 121H172V122H170L169 124H167L166 122ZM207 121V122H206ZM212 121V122H211ZM226 121H227V124H226ZM242 121H245V122H249L248 124H249V126L251 127H249L248 126V124L247 123H245V122H243L242 123ZM47 122V123H46ZM49 122H50V124H49ZM214 122H216V124L214 123ZM147 123V124H146ZM157 123L159 124V123H161V125L159 124V125H157ZM221 123V124H220ZM219 123V125H222V121ZM230 123V124H229ZM242 123V124H241ZM245 123V124H244ZM150 124V125H149ZM162 124H164V125H162ZM244 124V126L247 128V126H248V128H250V129H252L251 131H253V132H251V135L252 134H256V135H252V136H248L246 133L247 132H249V130L250 129H248V131H246L247 129L246 128H244V126H242V128H240L241 127V125H243ZM153 125V126H152ZM222 125V126H223ZM228 125H230V126H228ZM255 127H254V126ZM151 126V127H150ZM157 126H160V127H158L157 128ZM171 126V127H170ZM227 126V127H226ZM239 126V127H238ZM258 127V129H257V127ZM230 127V128H229ZM252 127H254V129L252 128ZM161 128V129H160ZM173 128H172V130H173ZM226 128L228 129L229 128V130L227 131L226 130ZM236 128V129H235ZM239 128V129H238ZM244 128V129H243ZM256 128V129H255ZM232 129V130H231ZM244 130V132H246V133H244L243 134V130ZM241 130H242V133H240L241 132ZM254 130H256V131H254ZM259 130V134H261L260 132H262V131H260ZM0 132H1V130H0ZM254 132H256V133H254ZM263 132H264V130H263ZM262 132V133H263ZM228 133V134H227ZM232 133V134H231ZM230 134H231V136H230ZM248 134H250V133H248ZM264 134V133H263ZM228 135V136H227ZM239 135H240V137H239ZM244 135V136H243ZM245 135H246V137H249V138H247V139H250V140H253V141H250V140H248V141H250V142H248V141H246L247 139H243L242 137H245ZM53 136H54V133H53ZM258 136V138H259V135H257ZM260 136H262V135H260ZM219 137V138H218ZM228 137H230V139H228ZM245 137V138H246ZM241 138V139H240ZM253 138V139H252ZM262 139H264L263 138V136H262ZM1 140H2V142H1ZM240 140V141H239ZM243 140V141H242ZM257 141V140H256ZM4 139H2L1 138V134H0V145H3V146H0V150H4V151H13V152H15V153H18V154H13V155H11V156H14V155H20V156H26V157H35V156H43V157H49V158H54V159H56V157H58V156H55V155H53L52 154V152H50V150H44V149H39V148H27V146H24L23 144H20V145H17L16 146V143H15V148L14 147H9V146H7L9 143H6V142H4ZM228 142V143H227ZM241 142L243 143V144H241ZM247 143V145L250 143H252L251 145L254 147V148H251L252 146H245L246 144L245 143ZM262 142V143H261ZM3 143V144H2ZM5 143L7 144V145H5ZM171 143V142H170ZM225 143V144H224ZM51 144H52V141H51ZM50 144V145H51ZM172 144V143H171ZM224 144V145H223ZM261 144H262V146H261ZM173 145V144H172ZM213 145H218V142H217V144L216 143H214ZM245 147H244V146ZM214 146V147H215ZM240 146V147H239ZM244 148H243V147ZM17 147V148H16ZM19 147V148H18ZM22 147H25V148H22ZM51 147V146H50ZM108 147H110V148H112L113 149V147H111V146H108ZM107 147V148H108ZM214 147L212 146V148L211 149H214ZM217 146L215 147V150H217V148H218ZM249 147H250V150H249ZM231 148H232V150H234V151H232L231 150ZM241 149V150H240ZM53 150V149H52ZM245 150V152H247ZM255 150V151H254ZM109 151V150H108ZM107 150H105V155H94V156H89V157H70V159H69V157H65V159L66 160H90V158H91V160H93V158H97L98 159V157H100V156H103V157H107V158H110V154H107V152H108ZM231 151H232V153H231ZM237 151V152H236ZM240 152V153H241ZM109 153V152H108ZM216 153V152H215ZM217 153H218V150H217ZM259 153V154H258ZM263 153V154H262ZM218 154H222V153H218ZM262 154V155H261ZM177 155H178V157H177ZM225 155V154H224ZM261 155V156H260ZM180 156V157H179ZM260 156V157H259ZM176 157V158H175ZM184 157H186V156H184ZM203 158H206L207 156H202ZM231 157V156H230ZM229 157V158H230ZM52 158V159H53ZM59 158H61V157H59ZM58 158V159H59ZM63 158V157H62ZM74 158V159H73ZM149 159H154V160H158V161H160L159 159L160 158H153V157H148ZM183 158V157H182ZM208 159H210L211 157H207ZM206 158V159H207ZM213 158V157H212ZM215 158V157H214ZM15 161V160H14ZM15 162H17V161H15ZM18 164H20L19 162H17ZM21 165V164H20ZM23 166V165H22ZM23 167H25V166H23ZM30 167V166H29ZM26 169H28V170H30L29 168H27V167H25ZM249 168V167H248ZM251 168H252V166H251ZM249 168V169H247V175L249 176L248 177V179L246 180V181H248V182H246L245 181V188L246 189H244V192L245 193H247V194H243V195H245L243 198L245 199V201H247L248 202V204H249V206H248V204H247V206H248V208L250 207L251 208V213H252V216L253 215H255L256 217L259 215L260 217H257V218H261V216H262V218H264V206H263V204L262 203H264V198H263V196L261 197L260 195V192H262V194L264 193L263 191H262V189H264V185L261 187L260 186V184L261 183H264V178H262L263 176H262V173L260 174V171H256V172H254L255 171V169L254 168ZM251 169V170H250ZM254 169V171H252ZM249 170H250V172H249ZM31 172H33L35 175H37V176H39L40 178H43V179H45L47 182H49L50 184H52V185H54L57 189H58V192H59V194L61 195V196H63V198H65L66 199V201H67V203L68 204H76L77 206H82V207H84V208H86V209H88V211H89V213L92 215V217L94 218V219H96V218H99V219H103L105 222H107L108 220H113V221H116V222H118V223H121V224H124V225H126V226H130L131 228H133V229H135V230H137L138 232H141V233H143V234H145L146 232H144V230H141L140 231V228H138L137 226H135V225H132V224H130L129 222L127 223V221L126 220H123L122 221V219L121 218H118V217H115L114 216V218H113V216L112 215H108L107 216V214H105L104 212H102L100 209H98V208H96V204H92V202L91 201H85V200H83V198H81V197H79V196H76V194L74 193V191L73 190H71L69 187H68V183H66V182H64L63 180L64 179H62V181L61 180H55L54 178L55 177H59L56 173H49L48 171H47V176L45 175L44 177L43 176H40V175H38L37 173H36V171H34V170H30ZM258 172H259V174H258ZM46 174V173H45ZM257 174V175H256ZM220 175V174H219ZM254 175V176H253ZM252 176V177H251ZM256 176V178H258V177H260V176H262V177H260V178H258L259 179V182L258 183H256L255 184V182H256V178H254ZM219 177H221V175L220 176H216V177H214L215 178V180H218V181H220V178ZM218 178V179H217ZM251 178V182L249 181V179ZM257 179V180H258ZM261 179V180H260ZM253 180V181H252ZM252 184V186H250L251 184ZM260 183V184H259ZM248 184V185H247ZM257 184H259V186L257 185ZM66 185V186H65ZM215 185L216 186H223V185H217L216 183L214 184H211V189H214L215 190ZM233 186H234V184H232ZM247 185V186H246ZM254 185H257V186H254ZM230 187L231 186V184H226V186L225 187ZM247 187H250V188H247ZM254 187H256V188H258L259 190H261V191H259V190H257V192L256 193H254V191H256L255 189L256 188H254ZM231 188H234V187H231ZM251 188H252V190H251ZM262 188V189H261ZM250 190V192H248L249 190ZM217 190H219V188H217L213 193H216V191ZM227 190L228 191H230V189L229 188H227ZM232 190V189H231ZM248 190V191H247ZM243 192V193H244ZM259 192V193H258ZM250 194V195H249ZM260 194V195H259ZM149 195V194H148ZM253 195V197H255V198H253V197H251ZM76 196V197H75ZM248 196L250 197V198H248ZM261 198H260V197ZM250 199H251V201L252 200H254V199H256L257 200V203L259 204H255L254 202H256L255 200H254V202L252 201H250ZM260 199V200H259ZM259 200V201H258ZM87 202V203H86ZM89 203V204H88ZM190 204H197L196 202H191ZM231 204H233L231 201H228L226 204H224V205H222V206H220V207H218V208H220L221 210H224V208L226 209V208H228L227 207V205L228 206H230ZM95 207V208H94ZM195 207H198V206H195ZM195 207H193V209L192 210H189V212L188 211H185V213L188 215H183V214H180L179 216H178V218H176L177 220H175V222H174V224L172 225V227L171 228H169V232H167L166 233V235H163V237L160 239V238H158L155 234H153V235H150V234H145V235H147L149 238H151V240L153 241H151L152 242V244L151 245H153L154 247H156V248H158L161 252H163V253H165V254H167V255H172V256H174V257H176V258H179V259H181V260H184V261H186V262H189V263H192V264H257V262L254 260V258H253V256L251 255V253L250 252H248L247 250H245L240 244H238V242H236V240H234V239H232V238H230L227 234H223V233H221V232H219V231H216L215 229H213V228H211V227H206L205 225H201V223H199V222H196L195 220H198V219H196L197 217H194L195 215H196V212H198V210H200V207H198V208H195ZM217 207H210V215H211V213H212V215H213V212H214V214H219V212L221 211V210H219V209H217ZM246 207V206H245ZM254 207V208H253ZM134 208V207H133ZM133 208H131V210L133 211L134 210V212L135 211H137V212H140L141 211V209H142V207L141 206H137V207H135L134 209ZM139 208V209H138ZM215 208H216V210H215ZM198 209V210H197ZM214 211H213V210ZM253 209V210H252ZM261 209V210H260ZM140 210V211H139ZM219 210V211H218ZM98 211V212H97ZM213 211V212H212ZM148 212V211H147ZM194 212V213H193ZM101 213V214H100ZM253 213H255V214H253ZM191 214V215H190ZM90 215V216H91ZM211 215V216H212ZM183 216H187L186 218H189V220L188 219H186V218H184ZM148 218H146V220H147ZM152 219V218H151ZM186 219V220H185ZM202 220V219H201ZM208 220H209V218H208ZM207 220V221H208ZM152 222L151 223H153V219L151 220ZM231 222V221H230ZM231 225V224H230ZM230 225H227L228 227L230 226ZM150 228H152V226H150V224L148 225ZM179 227L181 228V227H185V231L184 230H182L183 232H181V234L180 235H176V237L173 235V230H176V229H179ZM204 227V228H203ZM203 234V235H202ZM202 235V236H201ZM157 237V239H154V238H156ZM247 235H243V245H246L247 244V241H249V238L250 237H246ZM154 237V238H153ZM179 237V238H178ZM200 237H205V239L207 240V241H205V242H203V243H201L200 245L198 244V240H199V238ZM159 239V240H158ZM246 240V241H245ZM194 241V242H193ZM235 242V243H234ZM245 242H246V244H245ZM195 243V244H194ZM198 244V245H197ZM247 245H250L249 243L247 244ZM252 252V251H251Z\"/></svg>",
    "mask_w": 264,
    "mask_h": 264
},
{
    "label": "crops",
    "instance_id": "0c3cea01",
    "mask_svg": "<svg viewBox=\"0 0 264 264\" xmlns=\"http://www.w3.org/2000/svg\"><path fill=\"white\" fill-rule=\"evenodd\" d=\"M13 154L0 150V264H192L130 226L68 204Z\"/></svg>",
    "mask_w": 264,
    "mask_h": 264
},
{
    "label": "built area",
    "instance_id": "2783aa9c",
    "mask_svg": "<svg viewBox=\"0 0 264 264\" xmlns=\"http://www.w3.org/2000/svg\"><path fill=\"white\" fill-rule=\"evenodd\" d=\"M32 64L25 58L11 55L0 72V97L49 98L56 103L53 125L52 154L58 157L105 155L131 158H165L176 155L174 146L161 138H150L148 129L136 125V118L94 119V81L87 68L74 63L68 66L62 86L56 84L57 64L52 53ZM177 79L168 76L160 84L156 101L176 100ZM120 174V179H125ZM234 208L217 214L224 222L231 221Z\"/></svg>",
    "mask_w": 264,
    "mask_h": 264
}]
</instances>
